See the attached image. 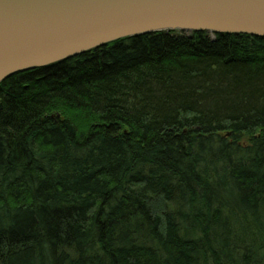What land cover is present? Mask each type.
Listing matches in <instances>:
<instances>
[{
    "label": "trees",
    "instance_id": "obj_1",
    "mask_svg": "<svg viewBox=\"0 0 264 264\" xmlns=\"http://www.w3.org/2000/svg\"><path fill=\"white\" fill-rule=\"evenodd\" d=\"M0 264H264V39L142 35L1 82Z\"/></svg>",
    "mask_w": 264,
    "mask_h": 264
},
{
    "label": "water",
    "instance_id": "obj_2",
    "mask_svg": "<svg viewBox=\"0 0 264 264\" xmlns=\"http://www.w3.org/2000/svg\"><path fill=\"white\" fill-rule=\"evenodd\" d=\"M264 39V0H0V83L156 33Z\"/></svg>",
    "mask_w": 264,
    "mask_h": 264
}]
</instances>
